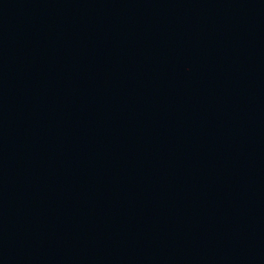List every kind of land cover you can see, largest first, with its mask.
<instances>
[{
	"label": "water",
	"instance_id": "obj_1",
	"mask_svg": "<svg viewBox=\"0 0 264 264\" xmlns=\"http://www.w3.org/2000/svg\"><path fill=\"white\" fill-rule=\"evenodd\" d=\"M0 264H264V0H0Z\"/></svg>",
	"mask_w": 264,
	"mask_h": 264
}]
</instances>
